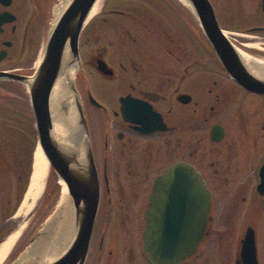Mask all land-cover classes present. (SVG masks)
Segmentation results:
<instances>
[{
    "label": "flooded vegetation",
    "instance_id": "flooded-vegetation-1",
    "mask_svg": "<svg viewBox=\"0 0 264 264\" xmlns=\"http://www.w3.org/2000/svg\"><path fill=\"white\" fill-rule=\"evenodd\" d=\"M55 1L0 0V244L26 224L3 264L18 259L35 226L28 222L32 213L20 211L31 178L27 166L10 158L18 143L3 139L17 129L9 122L20 111L34 120L27 85L14 76L33 74L35 65L21 60L31 54L38 25ZM262 3L243 8L238 38L229 37L240 57L262 66L251 71L241 57L257 81L253 89L229 74L200 29L206 52L197 54L190 45L193 29L172 36L152 13L145 17L157 23L155 47L133 51L137 39L125 29L128 46L118 52L117 65L103 48L91 53L95 80L106 83L100 98L85 75L76 84L99 185L83 264H150L143 245L150 195L156 178L179 162L195 168L210 194L197 249L180 264H264V41H245L264 38ZM107 11L128 23L139 20L129 11ZM164 37L173 44L166 47L170 62L163 61ZM99 60L107 73L97 69ZM54 176L48 196L59 188Z\"/></svg>",
    "mask_w": 264,
    "mask_h": 264
},
{
    "label": "water",
    "instance_id": "water-1",
    "mask_svg": "<svg viewBox=\"0 0 264 264\" xmlns=\"http://www.w3.org/2000/svg\"><path fill=\"white\" fill-rule=\"evenodd\" d=\"M186 1L216 56L229 74L245 87L255 88L256 79L219 27L210 1ZM94 2L95 0H69L55 25L49 29L34 74L31 77L14 76L27 84L36 121L38 143L57 176L64 181L72 204V233L68 243L61 245L59 255L44 264H83L99 201L97 171L91 147L86 140L87 125L78 92L73 84L74 79L69 90L76 110V119L69 121V124L75 128V134L79 137V140H76L77 146L71 145V142H58L53 137L49 106L51 90L65 64L75 62L78 64L77 71L80 68L78 40ZM262 4L264 6V0ZM66 50L70 56L69 62L65 59ZM97 69L107 73L109 68L103 60H99ZM121 110L124 114L123 106ZM209 205V192L192 166L179 162L159 175L150 195L147 227L143 235L147 260L151 264H179L184 258L192 255L203 235ZM57 210L30 240L19 258L11 264H34L35 257L32 255L37 257L38 254L44 253L45 249L42 247L48 242H41L53 232ZM55 229L53 241H56L62 232L60 228ZM249 245L252 247V241Z\"/></svg>",
    "mask_w": 264,
    "mask_h": 264
},
{
    "label": "rangeland",
    "instance_id": "rangeland-1",
    "mask_svg": "<svg viewBox=\"0 0 264 264\" xmlns=\"http://www.w3.org/2000/svg\"><path fill=\"white\" fill-rule=\"evenodd\" d=\"M219 23L223 26L225 33L230 38H238L235 32L238 31L242 25L240 20L244 19L243 11L249 8L248 5L257 3V0H210ZM244 8V9H243ZM103 9V10H102ZM105 10H125L129 11L135 16H139V20L133 19L129 23L124 20L122 15H118L116 12ZM152 13L159 16L160 23L163 24L164 30L171 31L172 36L181 35L183 31L188 29L194 30V40L190 42L191 47H194L197 54L205 53L206 50L203 47V43L200 40L199 24L192 11L183 4L180 0H101L100 12L91 18L82 30L79 39V56L81 69L77 71L74 78L73 84L76 86L80 77L85 75L89 79L90 84L93 83L92 91L96 97H102V89L104 88L105 81L100 78L98 81L95 80L92 67L88 64V58L92 55L91 53L96 51V48H103L106 51L105 57L111 64L117 65L116 61L118 56L122 54L118 53L120 50L124 52L128 44L124 41L126 36L125 29H130L132 36L136 37L137 43L131 42L133 51L146 50V47H155L156 44L151 40L152 35L155 36L158 33L157 23L155 21H147L145 14ZM100 15V16H99ZM147 15V14H146ZM149 18V16L147 15ZM38 25V23H37ZM238 26V27H237ZM50 21L45 20L38 25V31L33 41V48L31 54L21 60L23 66L36 65L41 59L42 49L44 48L45 41L49 32ZM159 34V33H158ZM257 35V34H252ZM165 36V35H164ZM169 38L164 37V52L163 61L170 62V56L167 55L168 50L166 47L172 48V43L168 42ZM264 41L261 39H248L245 41L254 43L255 41ZM190 41V40H189ZM264 47V44H263ZM105 58V59H106ZM82 61L85 62L82 65ZM94 80V81H93ZM23 111V112H22ZM16 114L15 124L17 129L13 132H4L5 141L11 143H18L19 148L12 149L10 158L13 156L16 161L14 164L20 166H27L26 171L30 176L32 171L33 153L37 145L36 130L33 125V117L29 114L28 110H22ZM13 120V119H12ZM8 135V136H7ZM16 166L10 169L9 174L15 173ZM15 169V170H14ZM50 182V184L47 183ZM55 182V176L52 169L49 167L47 176L45 179L44 191L36 201L34 209L31 211L32 219H29V223H34V229L31 230V236H34L45 223L44 218L50 214L52 215L56 207L59 204L61 198V189H56L50 194L48 193V186ZM48 185V186H46ZM30 213V214H31ZM44 220V221H43ZM24 229V227H23ZM192 262V261H191ZM194 263H196L194 261Z\"/></svg>",
    "mask_w": 264,
    "mask_h": 264
},
{
    "label": "bare ground",
    "instance_id": "bare-ground-1",
    "mask_svg": "<svg viewBox=\"0 0 264 264\" xmlns=\"http://www.w3.org/2000/svg\"><path fill=\"white\" fill-rule=\"evenodd\" d=\"M182 1L184 3H187L186 0ZM68 2L69 0H61V2L55 7V17L52 21L51 27L55 25L61 13L67 6ZM100 10L101 0H95L88 13L87 21L93 18ZM241 57L243 58L245 65L249 67L251 71L255 69L256 71L261 70L262 66L259 63L257 64V62H255L254 60L247 58V56L243 53H241ZM65 59L67 62L71 61L67 50L65 51ZM77 66L78 64L75 62H69L65 64L62 73L59 75V77L55 81V84L53 85L49 98V106L53 122L51 133L58 142H71V145L73 146H77L78 141L76 140H79V137L75 134V128L71 124H69V121L76 119V110L73 99H71L72 95L71 91L69 90V86L76 75ZM48 169V159L43 153L40 145L37 144L33 153L30 184L20 208V211L24 215H27L32 210L37 199L42 193ZM58 182L61 183L60 185L62 188V195L58 204V210L55 214V217H57L56 223L54 225L53 232L49 233L48 236L41 242L44 244L48 242L47 245H42V248L45 249L44 253L40 255L38 254L37 257L36 255H32L33 257H35L34 264L47 263L52 258L59 255V248L61 247V245L68 243L69 236L72 233V229L70 226L72 204L70 202V199L68 198L65 183L62 180H58ZM22 227L23 226H21L16 232L11 234L5 241L0 244V264L5 259L8 251L11 249L13 243L20 234ZM55 228H60V232H62L61 235L55 239L56 241H53L52 236H54L53 234L54 230H56Z\"/></svg>",
    "mask_w": 264,
    "mask_h": 264
}]
</instances>
